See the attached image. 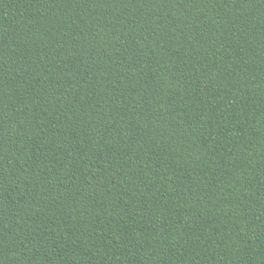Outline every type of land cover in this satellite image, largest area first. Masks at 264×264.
Instances as JSON below:
<instances>
[{
    "label": "trees",
    "instance_id": "obj_1",
    "mask_svg": "<svg viewBox=\"0 0 264 264\" xmlns=\"http://www.w3.org/2000/svg\"><path fill=\"white\" fill-rule=\"evenodd\" d=\"M0 264H264V0H0Z\"/></svg>",
    "mask_w": 264,
    "mask_h": 264
}]
</instances>
